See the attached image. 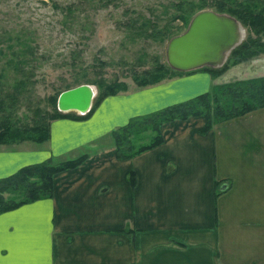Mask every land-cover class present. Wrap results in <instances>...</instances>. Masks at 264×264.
Returning <instances> with one entry per match:
<instances>
[{"label":"crops","instance_id":"1","mask_svg":"<svg viewBox=\"0 0 264 264\" xmlns=\"http://www.w3.org/2000/svg\"><path fill=\"white\" fill-rule=\"evenodd\" d=\"M258 61L106 96L84 117L52 120L45 144L0 149V177L48 157L87 155L53 175L51 196L0 212V264H264V106L205 131L202 116L165 121L159 144L126 159L108 137L130 116L213 83L264 75L231 72Z\"/></svg>","mask_w":264,"mask_h":264},{"label":"rangeland","instance_id":"2","mask_svg":"<svg viewBox=\"0 0 264 264\" xmlns=\"http://www.w3.org/2000/svg\"><path fill=\"white\" fill-rule=\"evenodd\" d=\"M177 1L0 0V65L4 67L6 59L10 57L14 60L19 47L24 44L30 46L36 56L32 59L27 55L28 64L33 65V74L26 89L16 97L12 119L20 123H32L35 109H50L48 95L65 86L71 87L85 81L95 85L96 90L98 86L95 79H101L103 83L116 80L119 84H125L122 90L101 97L93 109L106 96L149 85L136 84L133 76H141L143 70L157 64H167L164 57L167 39L181 32L195 13L187 15L186 22L172 18L179 12L174 5ZM202 9L214 10L211 7ZM242 26L245 29L244 39L248 31L244 24ZM166 28L168 31L164 34ZM255 58L259 60L257 64H246L231 72L237 75L264 72V51L239 62L246 63ZM13 72L9 69L2 79L12 82L13 75L18 76L17 73L11 75ZM231 76L226 74L224 78ZM5 89L8 87L5 86ZM61 117L77 119L70 115ZM61 117L49 120L48 137L50 122ZM152 133L147 129L129 137L136 146L147 142ZM48 137L39 142L22 139L0 143V149L14 150L31 143L43 145ZM108 137L112 140L110 131ZM76 153L70 152L65 158Z\"/></svg>","mask_w":264,"mask_h":264},{"label":"trees","instance_id":"3","mask_svg":"<svg viewBox=\"0 0 264 264\" xmlns=\"http://www.w3.org/2000/svg\"><path fill=\"white\" fill-rule=\"evenodd\" d=\"M174 5L179 12L172 18H180L185 22L187 15L192 12L211 7L233 15L246 26L248 34L231 49L226 62L219 67H199L207 70L211 75L220 74L229 65L264 51V0H179ZM167 31L168 28L163 33L166 34ZM27 55L33 57L32 59L36 58L30 46L24 44L19 47L17 59L13 60L10 57L6 59L4 67L3 64L0 65V143L22 139L43 141L48 137L50 119L69 115L76 118L84 117L90 113L101 97L114 94L125 86L116 80L103 83L101 79H95L98 89L90 108L84 114L58 111L55 106L56 96L61 90L70 86L55 89L56 91L47 97L49 110L35 109L32 123H20L12 119V115L17 95L26 89L30 76L33 74V65L28 64ZM9 69L14 71L11 75L17 73L18 76L13 75L12 82H5L2 77L7 75ZM182 72L167 64H157L153 68L143 70L141 76L134 75L133 79L136 84L145 85ZM5 86L8 89H5ZM261 106H264V75L213 83L206 91L147 113L130 116L125 123L112 128L110 135L114 145V156L118 159L130 158L159 144L162 141L159 127L165 121L202 116L204 123L200 131H205L215 122L244 114ZM147 129L153 132L150 139L135 146L129 136ZM86 156V153H81L72 158L58 160L48 157L22 165L12 173L0 177V212L28 201L51 196L53 175L61 170L77 166ZM128 180L131 186L135 184L134 171H129Z\"/></svg>","mask_w":264,"mask_h":264},{"label":"water","instance_id":"4","mask_svg":"<svg viewBox=\"0 0 264 264\" xmlns=\"http://www.w3.org/2000/svg\"><path fill=\"white\" fill-rule=\"evenodd\" d=\"M244 33L241 22L231 14L200 9L189 18L181 32L167 39L165 61L169 67L179 71L201 66L219 67L231 49L241 42ZM94 87L82 82L61 90L56 96V109L85 113L95 96Z\"/></svg>","mask_w":264,"mask_h":264},{"label":"bare ground","instance_id":"5","mask_svg":"<svg viewBox=\"0 0 264 264\" xmlns=\"http://www.w3.org/2000/svg\"><path fill=\"white\" fill-rule=\"evenodd\" d=\"M93 88V87H92ZM95 88V87H94ZM94 93H95V95H96V89H94V91H93V95H94ZM95 97V96H94Z\"/></svg>","mask_w":264,"mask_h":264},{"label":"built area","instance_id":"6","mask_svg":"<svg viewBox=\"0 0 264 264\" xmlns=\"http://www.w3.org/2000/svg\"><path fill=\"white\" fill-rule=\"evenodd\" d=\"M78 114V113H77ZM82 114V113H81Z\"/></svg>","mask_w":264,"mask_h":264}]
</instances>
